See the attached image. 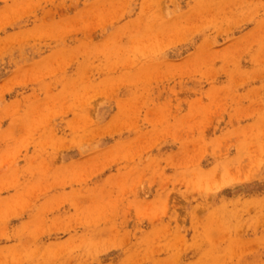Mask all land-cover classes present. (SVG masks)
I'll return each mask as SVG.
<instances>
[{"label":"rangeland","instance_id":"rangeland-1","mask_svg":"<svg viewBox=\"0 0 264 264\" xmlns=\"http://www.w3.org/2000/svg\"><path fill=\"white\" fill-rule=\"evenodd\" d=\"M0 264H264V0H0Z\"/></svg>","mask_w":264,"mask_h":264}]
</instances>
